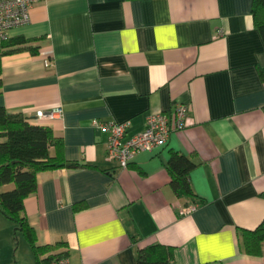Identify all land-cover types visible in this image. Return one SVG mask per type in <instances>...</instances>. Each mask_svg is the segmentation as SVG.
Wrapping results in <instances>:
<instances>
[{
    "label": "crops",
    "instance_id": "crops-1",
    "mask_svg": "<svg viewBox=\"0 0 264 264\" xmlns=\"http://www.w3.org/2000/svg\"><path fill=\"white\" fill-rule=\"evenodd\" d=\"M252 5L33 6L30 22L8 34L29 43L2 49L27 48L1 58L0 107L51 128L63 139L65 159L85 166L39 173L36 193L24 201L37 245L61 247L36 259L0 212V264H39L60 253L71 264H137L138 251L152 245L173 248V264H264V242L258 256L244 242L245 230L264 223V39ZM178 104L190 106V124L167 145L137 155L127 169L107 160L108 133L95 121H129L130 138L144 131L150 114L171 113ZM56 108L59 117L37 118ZM171 150L197 165L193 196L170 187ZM193 205L194 212L182 214Z\"/></svg>",
    "mask_w": 264,
    "mask_h": 264
},
{
    "label": "trees",
    "instance_id": "trees-1",
    "mask_svg": "<svg viewBox=\"0 0 264 264\" xmlns=\"http://www.w3.org/2000/svg\"><path fill=\"white\" fill-rule=\"evenodd\" d=\"M252 14L256 27L264 39V0H253ZM27 43L29 41L25 39L10 40L8 38L0 44V62L4 54H12L27 48L19 47L5 52L2 49L16 45L23 46ZM29 49L33 53L37 51L32 47ZM0 139H2L0 141V188L13 186L9 190L0 191V212L16 225L15 235L21 234L36 259H39L44 251L60 248L61 245L52 247L37 245L36 231L25 215L24 201L36 193L39 173L61 168L76 169L85 165L69 163L65 159L63 139L57 137L51 128L33 125L22 114H11L2 107H0ZM196 167L197 165L190 157L174 150L170 151L166 168L171 177L170 187L179 196L194 195L190 175ZM82 207L83 205H80L76 210ZM244 242L250 255H260L264 242V223L254 231L245 230ZM173 262L174 249L171 247L152 245L140 249L137 253V264H173Z\"/></svg>",
    "mask_w": 264,
    "mask_h": 264
},
{
    "label": "built area",
    "instance_id": "built-area-1",
    "mask_svg": "<svg viewBox=\"0 0 264 264\" xmlns=\"http://www.w3.org/2000/svg\"><path fill=\"white\" fill-rule=\"evenodd\" d=\"M44 0H0V44L8 39L12 29L30 22V11L36 3ZM52 66L46 60L45 67ZM190 106L178 104L171 113L155 112L147 117L146 127L141 133L130 138L126 137L130 122L117 123L116 121H95L94 127L108 133L107 160L116 163L122 169H127L137 155L144 152H153L167 145L173 133L186 129L189 124ZM62 115V109L50 111L40 110L37 118L53 120ZM196 206L184 208L182 214H190ZM42 264H71L67 254L60 253L43 260Z\"/></svg>",
    "mask_w": 264,
    "mask_h": 264
},
{
    "label": "rangeland",
    "instance_id": "rangeland-1",
    "mask_svg": "<svg viewBox=\"0 0 264 264\" xmlns=\"http://www.w3.org/2000/svg\"><path fill=\"white\" fill-rule=\"evenodd\" d=\"M8 189H10V188H8ZM8 189H7V190H8ZM22 238H23L22 235H21V234H18V240H19V242H20V240H22ZM18 245H19V244H18ZM16 246H17V244H16ZM20 249H21V248H20ZM27 249H28V248H27ZM26 253H27V256L30 255L29 250H28Z\"/></svg>",
    "mask_w": 264,
    "mask_h": 264
}]
</instances>
